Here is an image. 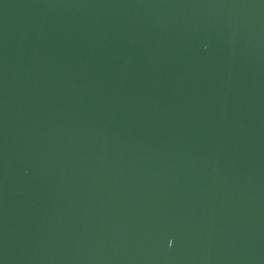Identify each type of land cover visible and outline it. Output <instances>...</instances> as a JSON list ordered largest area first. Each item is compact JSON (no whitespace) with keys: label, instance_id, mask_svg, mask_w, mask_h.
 I'll return each mask as SVG.
<instances>
[{"label":"water","instance_id":"95a60500","mask_svg":"<svg viewBox=\"0 0 264 264\" xmlns=\"http://www.w3.org/2000/svg\"><path fill=\"white\" fill-rule=\"evenodd\" d=\"M0 264H264V0H0Z\"/></svg>","mask_w":264,"mask_h":264}]
</instances>
